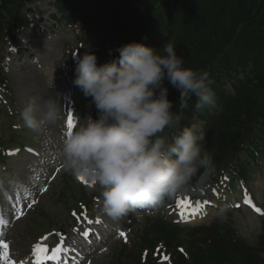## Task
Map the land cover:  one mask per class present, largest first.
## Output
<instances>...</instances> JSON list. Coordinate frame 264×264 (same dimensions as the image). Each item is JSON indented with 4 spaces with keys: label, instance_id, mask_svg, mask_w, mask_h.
I'll return each mask as SVG.
<instances>
[{
    "label": "clouds",
    "instance_id": "clouds-1",
    "mask_svg": "<svg viewBox=\"0 0 264 264\" xmlns=\"http://www.w3.org/2000/svg\"><path fill=\"white\" fill-rule=\"evenodd\" d=\"M115 51L118 57L103 64L91 51L77 60L73 85L91 98L97 116H74V130L54 153L65 172L102 190L103 213L113 220L152 209L188 190L193 181L205 184L215 165L205 147L203 123L184 126L177 134L166 130L179 126L193 98L198 112L219 110L209 73L185 67L173 42L157 50L133 41ZM165 81L179 92V111ZM20 118L37 136L45 134L63 118L60 94L43 102L28 98ZM47 145L38 176L53 162ZM34 183L29 177L22 187Z\"/></svg>",
    "mask_w": 264,
    "mask_h": 264
},
{
    "label": "rangeland",
    "instance_id": "rangeland-1",
    "mask_svg": "<svg viewBox=\"0 0 264 264\" xmlns=\"http://www.w3.org/2000/svg\"><path fill=\"white\" fill-rule=\"evenodd\" d=\"M47 1L42 0L35 4L37 12L30 17L34 24L39 20V30L24 29L2 45L1 59L7 65V87L10 96L5 108L11 110L15 116L7 117L4 107L0 105V141L8 146H20L21 143L34 146L33 151L21 148L19 153L7 156L4 165L0 167V180H3L0 186V233L2 238L10 243L11 256L17 262L25 260L26 252L43 234H51L48 238L50 237L49 243L53 245L58 235L51 232L60 228L68 232L65 228L67 222L73 224L68 210L76 207L77 199L82 195L79 185L76 184L81 182V179L59 167L54 162V153L64 138L66 107H73L74 116L83 118L91 112H83L86 109H83L81 103L84 106L90 105L91 98L84 97L73 85L75 68L72 60L76 50L71 51L70 45L79 50L77 39L71 31L55 34L49 27L54 23L47 20L52 10V7H47ZM115 49H111L112 54L108 52L99 64L108 62L116 52ZM83 50L85 52L93 49L85 46ZM58 93L63 104V118L57 124L50 126L46 133L40 136L23 126L20 112L28 98L38 97L43 102L49 97H56ZM74 99L78 105L74 103ZM1 103L3 104V100ZM14 123L24 131H13L11 125ZM46 141L49 159L53 162L46 165V174L38 176V162L43 158ZM29 177L34 178V186L22 187ZM247 182L260 212L255 211V205L247 206L242 202L237 210L215 212L204 220L181 221L178 225L171 221L172 215L157 212L154 208L148 211L136 210L117 220L103 213L102 216L106 219L103 225L107 227L102 229L106 232V237H103L101 244L96 241L97 246L89 248L92 251L87 254L83 264H136L137 252L143 248V244L148 243L150 238L147 237L155 233L156 229L158 236L175 238L185 251L192 253L201 250V255L208 260L219 258L224 264H230L232 260L239 258L234 264L243 259L246 264H253L256 260L255 253L264 257V159L252 170ZM197 193V189L189 187L178 194L177 199L185 206L194 203L193 196ZM100 203L99 207L102 209V197ZM17 211H20L19 215ZM196 227H201L198 232L196 231L199 228L194 230ZM122 231L132 243H137L135 253L128 254L127 247L125 252L122 251L124 245L119 235ZM215 237L224 239L229 249L223 248L222 252L216 253L215 247H210L208 243V239H211V243L214 242ZM260 250H263V253ZM250 252L252 256H249ZM0 264H4L2 259Z\"/></svg>",
    "mask_w": 264,
    "mask_h": 264
},
{
    "label": "trees",
    "instance_id": "trees-1",
    "mask_svg": "<svg viewBox=\"0 0 264 264\" xmlns=\"http://www.w3.org/2000/svg\"><path fill=\"white\" fill-rule=\"evenodd\" d=\"M53 6L69 25L85 21L88 45L104 49L142 41L160 50L171 41L185 67L209 73L219 110L198 112L193 98L179 126L166 130L177 134L203 123L215 165L206 184L243 179L250 164L264 157V0H55ZM24 7V0H0V39L6 30L28 25ZM5 81L0 64V83ZM165 86L179 111V92L167 81ZM212 247L216 253L229 249L222 241ZM198 251L189 253L194 264H224Z\"/></svg>",
    "mask_w": 264,
    "mask_h": 264
},
{
    "label": "snow or ice",
    "instance_id": "snow-or-ice-1",
    "mask_svg": "<svg viewBox=\"0 0 264 264\" xmlns=\"http://www.w3.org/2000/svg\"><path fill=\"white\" fill-rule=\"evenodd\" d=\"M67 125H68V129H69L68 134H70L71 129L75 126L74 116L71 113H69V115L67 117ZM80 179L83 180V178H80ZM25 191H27V189H25ZM245 202L251 203L247 198H246ZM255 211L260 212L261 210L259 208H255ZM84 235H87V232H85ZM121 235L123 236L124 233H121ZM7 249H8V244L5 241H3L2 239H0V250H3V251H0V259H3L5 261L8 260ZM59 251H60V249L57 248L56 252H59ZM44 253H45V249L43 247H40L39 245H37L36 246V255L38 257H40ZM52 258H54V256Z\"/></svg>",
    "mask_w": 264,
    "mask_h": 264
}]
</instances>
